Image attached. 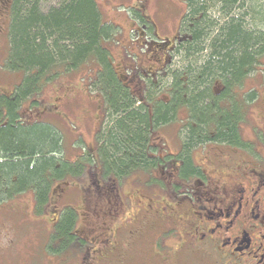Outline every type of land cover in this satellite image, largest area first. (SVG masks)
I'll return each instance as SVG.
<instances>
[{"label":"trees","instance_id":"trees-1","mask_svg":"<svg viewBox=\"0 0 264 264\" xmlns=\"http://www.w3.org/2000/svg\"><path fill=\"white\" fill-rule=\"evenodd\" d=\"M1 3H9L2 12L6 17L9 11L4 67L23 75L10 97L0 95V203L31 193L34 209L43 213L53 186L66 179L86 184L90 177L104 182L163 172L167 150L159 134L173 122L180 123L179 157L187 168L196 149L243 142L250 114L243 104L258 96L254 87L247 91V80L264 62V0H186L171 40L146 39L147 48L162 50L163 67L148 72L138 64L125 72L142 80L135 92L109 46L118 26L103 20L97 0ZM134 18L145 37L153 23L141 14ZM82 72L90 90L103 96L104 115L94 144L80 138L86 146L70 158L55 125L22 120L20 109L28 101L38 104L48 85ZM80 219L76 206L61 210L53 230L60 253L76 238Z\"/></svg>","mask_w":264,"mask_h":264},{"label":"flooded vegetation","instance_id":"flooded-vegetation-1","mask_svg":"<svg viewBox=\"0 0 264 264\" xmlns=\"http://www.w3.org/2000/svg\"><path fill=\"white\" fill-rule=\"evenodd\" d=\"M15 85L11 90L0 86V95L10 97ZM21 117L30 122L22 114ZM249 129L247 124H242L241 143L206 146L205 150L214 151L208 160L201 161L202 154L196 149L190 168L179 157L181 147L175 154L164 153L161 157L166 165L161 170L165 176H157L161 187L141 191L150 201L162 198L158 201L162 206L153 207L154 215L149 223L143 221L131 227L134 219L127 218L123 222L119 220L120 225L114 227V220L119 219L114 210L96 222L85 216L81 218L85 220L84 226L75 224L74 241L60 253V244L53 241L60 212L56 214L53 210L52 230L45 242L51 263L264 264V141L254 140ZM86 181L80 189V208L76 206L80 217L89 215L101 197L109 202L113 199L123 202L124 195L126 205L131 204L116 177L104 182H94L90 177ZM14 207L11 205L10 211ZM81 209L86 213H81ZM83 246L85 252L73 251L74 247Z\"/></svg>","mask_w":264,"mask_h":264},{"label":"rangeland","instance_id":"rangeland-1","mask_svg":"<svg viewBox=\"0 0 264 264\" xmlns=\"http://www.w3.org/2000/svg\"><path fill=\"white\" fill-rule=\"evenodd\" d=\"M97 2L103 20L118 26L116 41L109 45L115 60V67L120 74L125 75L127 81L130 80V85L134 86L133 91H139L143 84L142 80L136 78L131 71L129 74L125 72L129 67L134 65L135 68L138 64L139 68L148 72H156L163 67L165 57L161 54L162 50L155 49L152 45L147 48L146 39L171 40L177 33L186 13V0H97ZM8 5L9 3L4 5L0 0V86L11 90L20 81L23 73L12 72L4 67L9 48L7 38L9 11L6 17L2 12H5ZM141 5L144 7H140ZM139 13L147 22L151 20L150 22L153 23L152 30L149 29L148 34L143 38L140 36L139 20L134 18L135 15L140 16ZM145 71L141 73L143 74ZM85 75L86 73L82 72L60 78L44 89L38 98L40 100L38 104L23 103L20 109L23 118L30 119V122L43 119L55 125L63 135L66 151L70 158L81 155L83 147L86 146V144H81L80 138L88 144H94L104 115L105 100L100 93L90 90ZM252 87L257 89L258 96L254 101L249 102L250 104H243V107H249L250 110L246 124L250 127L248 132L253 136V139L263 142L264 62L247 80V91ZM50 106L54 109H50ZM31 107L40 110H33ZM179 128L180 123L173 122L161 129L159 137L166 144L164 149L167 150V154H175L181 147ZM213 152L211 148L197 151L198 154H202L201 161L208 160ZM157 176L163 178L165 175L163 172L153 169L134 174L132 177L129 176L130 178H123L120 180V185L125 195L130 198V205H126L124 195L123 202L120 199H113L109 202L105 197H101L98 198L94 209L92 206L90 216L82 214L81 218L86 216L89 220L96 222L100 218H104L103 215L114 210L119 217L118 220H114V227L120 225L119 220L123 222L127 218L134 219L131 227L134 224L137 227L143 221L151 222L155 210L153 207H161L162 205L158 201L162 198L153 199L151 202L141 191L161 187L162 182ZM105 178L107 179V177ZM135 178L138 180L135 181ZM81 185L83 184L80 181L77 183L70 179L57 183L51 194V204L46 207L43 213L33 209L34 199L31 193L18 196L9 204L0 205V264H55L51 263L45 248L49 231L52 230L50 220L54 217L53 210L57 214L67 206H77L79 209L82 195ZM11 205L15 206V210L10 211ZM83 211L86 213L85 209H81V213ZM84 222L85 220L80 219L78 225ZM82 225L84 226V224ZM98 228L96 227V229ZM116 231L121 232L120 229ZM85 250V246L73 248L77 254H81Z\"/></svg>","mask_w":264,"mask_h":264}]
</instances>
